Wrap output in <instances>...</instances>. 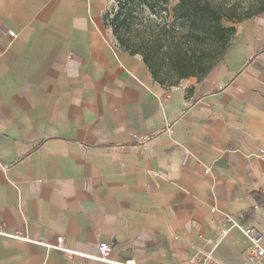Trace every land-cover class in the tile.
Here are the masks:
<instances>
[{
	"label": "crops",
	"instance_id": "0c3cea01",
	"mask_svg": "<svg viewBox=\"0 0 264 264\" xmlns=\"http://www.w3.org/2000/svg\"><path fill=\"white\" fill-rule=\"evenodd\" d=\"M114 4L0 0V264H111L101 244L114 264H250L220 215L264 233V15L165 87L119 47Z\"/></svg>",
	"mask_w": 264,
	"mask_h": 264
},
{
	"label": "trees",
	"instance_id": "16d2710c",
	"mask_svg": "<svg viewBox=\"0 0 264 264\" xmlns=\"http://www.w3.org/2000/svg\"><path fill=\"white\" fill-rule=\"evenodd\" d=\"M261 15L264 0L247 7L227 0H115L105 22L124 52L140 55L157 83L174 87L207 78L230 48L236 25Z\"/></svg>",
	"mask_w": 264,
	"mask_h": 264
},
{
	"label": "built area",
	"instance_id": "2783aa9c",
	"mask_svg": "<svg viewBox=\"0 0 264 264\" xmlns=\"http://www.w3.org/2000/svg\"><path fill=\"white\" fill-rule=\"evenodd\" d=\"M10 37H14L15 33L10 31L8 33ZM258 155L260 157H264V143L258 149ZM190 158V153L186 154L185 163ZM211 169H206L205 173L209 174ZM156 176V175H154ZM215 212V210H213ZM222 219V223L226 226L228 224L233 225L234 228L241 230V232L247 237L250 238L252 241V245L248 250L250 264H264V233L258 230L257 228L247 227L236 222L233 217L227 214L220 215ZM25 239V238H24ZM27 240V239H25ZM50 248L55 249L57 251H61L64 253L75 254L70 252L64 248V238L60 237L57 241L56 245H48ZM99 256L98 260L114 264V262L110 261V255L114 251L111 245L108 244H101L98 246ZM115 264H136L134 262H127V263H115ZM184 264H223L217 259H215L211 254L203 255L194 259L187 261Z\"/></svg>",
	"mask_w": 264,
	"mask_h": 264
},
{
	"label": "rangeland",
	"instance_id": "374dc122",
	"mask_svg": "<svg viewBox=\"0 0 264 264\" xmlns=\"http://www.w3.org/2000/svg\"><path fill=\"white\" fill-rule=\"evenodd\" d=\"M253 0H227L228 3L233 4L235 2H238L239 4H241V6L247 7V4H249L250 2H252ZM260 19V17L257 18L256 21H258ZM259 224L255 225L258 226ZM253 226V227H255Z\"/></svg>",
	"mask_w": 264,
	"mask_h": 264
}]
</instances>
